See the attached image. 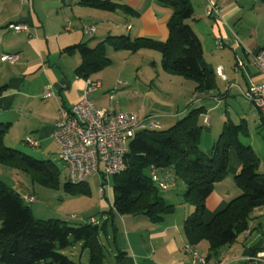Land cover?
Masks as SVG:
<instances>
[{"label":"crops","instance_id":"1","mask_svg":"<svg viewBox=\"0 0 264 264\" xmlns=\"http://www.w3.org/2000/svg\"><path fill=\"white\" fill-rule=\"evenodd\" d=\"M111 1L117 6L108 11L80 4L79 0H0V57L2 54L17 55L14 63L2 62L0 59V123H9V131L13 125L24 121V133L35 135L41 147V141L52 139L51 132L57 120L58 107H69L79 101L87 81L99 83L98 88L91 92L90 99L92 103L96 101L94 105L102 108L106 107V103L101 92L105 93L104 98L113 100L108 92L115 86L127 84V80H110L103 74L106 68L102 69L112 63L109 49L115 52L129 51L115 49L112 37L125 35L161 42L166 40L167 22L172 14L169 6L161 5L157 0ZM251 1L189 0L193 9L192 27L194 24L199 25L201 17L205 16L209 17L211 23L210 38L217 48V67H222L225 80L217 77L226 86L225 89L219 88L220 92L215 96H205L214 97L218 102L227 97L233 99L237 92L243 97L241 91L261 79L253 61V54L264 47V36L257 31L260 25H252L249 32L241 26V12ZM210 5L217 7L218 15H208ZM250 9L255 10V3ZM68 21L71 22L70 28L66 27ZM18 23L25 24L26 30L16 31L11 27ZM87 26H93L94 31L84 33ZM80 43L91 48L104 47L107 64L96 72H79L83 57L76 46ZM142 50L152 49L142 48L135 52ZM152 63L155 65L154 61ZM48 86L53 96L44 98L42 95ZM234 89L237 92H233ZM153 106L157 108L156 113L139 118L156 124L157 128L166 117L179 114L177 106L175 112L171 105L156 102ZM203 107L206 115V107ZM109 109L117 111L112 105ZM257 113V125L264 132V111L257 110ZM245 133L240 136H248L247 128ZM215 141L212 139L210 145L206 144V153L211 152ZM246 144L252 147L250 141ZM260 167L259 158L258 172L264 173ZM240 168L241 162L235 150L230 147L226 175L214 184L212 192L205 199L204 222H210L215 213L240 194V187L233 179ZM157 175L168 185L163 192L171 185H179L173 179V170L170 168L157 170ZM111 203L112 198L103 204L102 211L108 210ZM192 212L193 206L188 205L182 214L174 217L169 213L158 222L145 214H118L115 211L113 214L104 213L101 218L107 220L106 229L104 233L100 232L98 238L106 247L107 255L109 252L114 255L112 264H245L246 256L264 249V206L253 209L246 228L238 233L234 242L216 251H210L205 239L193 246L188 243L182 227L183 221ZM101 234L106 243L102 241ZM200 245L201 253H197L196 248ZM81 248L88 252L82 245ZM192 251L203 258V262L194 256L192 258ZM118 252L121 253L119 257Z\"/></svg>","mask_w":264,"mask_h":264},{"label":"trees","instance_id":"2","mask_svg":"<svg viewBox=\"0 0 264 264\" xmlns=\"http://www.w3.org/2000/svg\"><path fill=\"white\" fill-rule=\"evenodd\" d=\"M157 2L172 9L166 40L120 35L112 37L113 46L131 52L142 48L156 50L161 55L163 70L193 81L194 91L201 95H217L220 89L216 69L205 61L202 41L190 24L193 9L189 0ZM79 3L108 11L117 6L111 0H79ZM76 47L83 57L79 72H96L107 64L104 47L91 48L83 43ZM204 113L203 106L193 107L166 130L160 131L156 127L137 131L128 143L125 170L111 176L114 180L112 203L102 213L145 214L155 222L163 220L173 211V204L165 201L162 188L151 178L150 167L157 170L170 168L173 179H179L183 184V200L193 206V212L183 221L182 227L190 246L205 239L210 251H216L234 242L238 233L246 228L253 209L264 206V173L258 172L259 158L253 148L240 140V135L246 134L244 120L234 123L226 119L211 152L203 151L200 147L203 127L200 118ZM8 125L0 123V161L11 162L34 173L42 184L56 182L58 174L54 161L38 159L5 145L4 134ZM230 147L241 162L240 170L233 177L241 192L206 223L203 220L205 199L214 184L226 175ZM86 183L72 184L67 180L65 188L72 185L82 189ZM106 224V219L99 227L91 219L86 223L71 224L60 219L36 218L21 195L0 181L2 264H104L107 250L98 237L100 232L104 233ZM76 243L88 249V263L75 261L63 253ZM117 255L119 257L121 253Z\"/></svg>","mask_w":264,"mask_h":264},{"label":"rangeland","instance_id":"3","mask_svg":"<svg viewBox=\"0 0 264 264\" xmlns=\"http://www.w3.org/2000/svg\"><path fill=\"white\" fill-rule=\"evenodd\" d=\"M253 3H255L254 11L250 9L253 7ZM241 17V26L244 31L249 32V27L259 23L260 26L257 31L264 36V0H257V2L252 0L250 5H246V8L241 12ZM201 19L199 25L194 24V29L202 41L204 59L216 69L218 54L217 48L213 44L212 38H210V35H212L211 23H209V17L207 16L201 17ZM190 24L192 26V20ZM254 31L256 33V30ZM108 54L112 63L102 69L106 68L103 74H106L110 80L114 79L116 81L119 78L127 80V84L115 86V90L108 92L112 95L113 100H108L107 97L104 98L105 93L101 92L106 107L102 108L95 105L96 107L110 110L109 106L112 105L117 111L136 112L142 118L149 113H156L157 108L153 106L156 102L171 105L174 112L178 107L179 114L174 113V117H166L160 122L161 124L157 129L163 131L172 126L182 115L187 114L189 109L205 106L206 115L200 118L203 126L200 147L203 151L206 150V144L210 145L212 139L215 141L218 138L226 119L238 123L244 118L248 136H240V140L243 143L251 142L253 149L261 160L260 168L264 170V136H262L264 132L257 125L258 109L241 97L236 89L233 90V92H237L233 99L227 97V99L218 102L213 99L214 97L195 92L193 81L163 70L161 55L157 51L142 50L136 53L130 51L115 52L109 49ZM153 61L155 65L152 63ZM216 81L220 89H225L226 84L220 77L216 76ZM95 102L93 101V104ZM23 122L13 125L10 131H6L4 134L5 145L16 147L38 159H51L57 166L58 179L56 182L45 185L37 180L34 173L11 162L0 161V181L5 183L12 191L21 195L36 218L60 219L71 224L86 223L91 219L101 227L105 219L101 218L103 216V204L108 203L109 199L112 198L113 178H109V191L105 187L106 196L101 195L102 175L100 173L90 176L87 183L81 187L82 189H77L72 185L69 189L65 188V183L68 180V169L58 157L56 143L52 139H47L41 141V147H31L25 144V137L37 138L33 134L27 135L29 132L24 133ZM177 182L179 183L178 186L171 185L164 192L161 189L165 201L173 204L171 213L174 217L177 214H182L186 206L191 205L181 198L180 195L183 192L182 182L179 179ZM101 239L106 243L102 234ZM201 243L204 244V242ZM201 245L196 248L197 253H201ZM63 253L69 255L75 261L88 262V252L81 248L80 243L66 248ZM113 256L109 252L106 264L113 263ZM193 256L194 251L191 254L192 258Z\"/></svg>","mask_w":264,"mask_h":264},{"label":"built area","instance_id":"4","mask_svg":"<svg viewBox=\"0 0 264 264\" xmlns=\"http://www.w3.org/2000/svg\"><path fill=\"white\" fill-rule=\"evenodd\" d=\"M29 1V0H24ZM218 15L215 5H210L208 15ZM71 22L66 24L70 28ZM14 30H26V25H11ZM94 31L93 26L84 28V33ZM2 62L14 63L16 54H2ZM261 79L251 83L241 95L250 101L259 111H264V47L253 54ZM216 74L225 80L222 67L216 68ZM99 83L87 81L79 101L69 107L59 106L58 116L51 132V138L58 147V157L68 169V181L72 184L87 182L95 173L102 175L101 195L106 196L105 187L109 189V178L123 172L126 168L125 154L128 143L136 132L145 128H156V124L141 120L136 112L112 111L96 107L91 99V92ZM44 98L53 96L50 87H46ZM27 145L39 147L40 142L29 136L24 138ZM150 175L162 189L167 183L159 179L157 169L150 167ZM108 192V191H107ZM26 199V198H25ZM194 258L203 262V258L194 253ZM245 264H264V249L244 259Z\"/></svg>","mask_w":264,"mask_h":264}]
</instances>
